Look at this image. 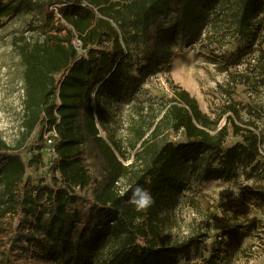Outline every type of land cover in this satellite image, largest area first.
<instances>
[{"label":"trees","instance_id":"1","mask_svg":"<svg viewBox=\"0 0 264 264\" xmlns=\"http://www.w3.org/2000/svg\"><path fill=\"white\" fill-rule=\"evenodd\" d=\"M25 10L42 11L52 30L19 47L23 131L15 144L0 136V264H169L209 239L207 264L223 262L236 219L186 246L173 244L169 231L194 184L238 174L258 182L264 172V78L250 82L264 75V0H0V18ZM180 41L203 42L221 69L256 49L254 63L230 72L226 87L253 85L262 113L248 104L242 114L231 100L213 116L175 84L170 98L132 106L122 142L106 122L113 104L169 66ZM40 125L55 129V152L38 141L27 161ZM137 184L154 198L146 212L129 203L130 191L120 195Z\"/></svg>","mask_w":264,"mask_h":264},{"label":"rangeland","instance_id":"2","mask_svg":"<svg viewBox=\"0 0 264 264\" xmlns=\"http://www.w3.org/2000/svg\"><path fill=\"white\" fill-rule=\"evenodd\" d=\"M261 17L264 24V13ZM0 21V136L8 143L15 144L23 131V100L26 96L25 64L19 47L23 45L25 38L40 39L52 29L46 25L44 14L40 10H25L11 18H0ZM208 54L203 42L187 44L180 41L174 48L169 66L152 76L135 94L125 93L113 104L112 113L106 117L111 133L125 142L132 106L149 99L170 98L175 84L194 95L202 110L213 116L221 111L224 102L231 100L243 108L242 114H248V104H251L253 114L262 113L255 104L256 93L253 85L226 87L230 72L240 70L249 62L254 63L256 49L242 59L230 61L227 69H221V65L214 63ZM186 71L187 74H184ZM259 78H264V75L257 76L256 73L250 82L254 83L255 79ZM261 129L264 132V121L261 123ZM100 132L102 136L107 137L108 132L101 126ZM46 133L43 125L34 130L28 145L31 151L24 155L27 161L32 152L38 149V141L44 142ZM172 138L175 142L183 139L181 135L175 134ZM231 140L233 139H230V142ZM131 153L129 151L128 155ZM43 169L44 167H41L39 172L44 171ZM232 189L239 190L238 197H234ZM183 194L186 197L173 212L174 223L169 231L173 244L189 245L187 241L192 235L199 232L214 234L230 227L236 219L237 237L232 247L222 253L224 261L220 264H264V172H260L258 182L247 180L242 174L229 180L207 179L194 184ZM40 209L44 212L43 222L47 216L46 204L42 203ZM12 221H16V217ZM31 221L38 228L39 221L33 215ZM242 225L244 226L241 227ZM35 230L27 226L25 232ZM209 241L212 242V239ZM207 242L186 247L185 254L173 255L169 264H207V256L212 249V243Z\"/></svg>","mask_w":264,"mask_h":264},{"label":"clouds","instance_id":"3","mask_svg":"<svg viewBox=\"0 0 264 264\" xmlns=\"http://www.w3.org/2000/svg\"><path fill=\"white\" fill-rule=\"evenodd\" d=\"M129 191L131 192L129 203H131L138 212H146L153 205L154 198L151 192L146 190L142 185L137 184L130 189L120 192V195L124 196ZM231 191L233 192L234 197H238V189H232ZM207 243L211 244L212 242L208 241Z\"/></svg>","mask_w":264,"mask_h":264},{"label":"built area","instance_id":"4","mask_svg":"<svg viewBox=\"0 0 264 264\" xmlns=\"http://www.w3.org/2000/svg\"><path fill=\"white\" fill-rule=\"evenodd\" d=\"M54 9H56V6H54ZM61 15L59 13H57V18H60ZM57 136V133L55 131V129H52L51 131H48L45 135V140L48 144V151L52 154L55 152L53 144L55 142V137Z\"/></svg>","mask_w":264,"mask_h":264},{"label":"bare ground","instance_id":"5","mask_svg":"<svg viewBox=\"0 0 264 264\" xmlns=\"http://www.w3.org/2000/svg\"><path fill=\"white\" fill-rule=\"evenodd\" d=\"M188 71L184 72V74H187Z\"/></svg>","mask_w":264,"mask_h":264}]
</instances>
